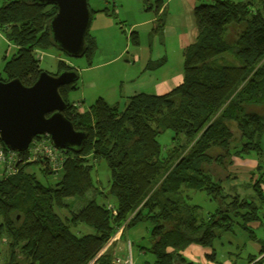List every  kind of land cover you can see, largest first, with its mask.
<instances>
[{"label": "trees", "instance_id": "1", "mask_svg": "<svg viewBox=\"0 0 264 264\" xmlns=\"http://www.w3.org/2000/svg\"><path fill=\"white\" fill-rule=\"evenodd\" d=\"M56 11L53 5L27 0L2 1L0 31L16 51L8 60L3 56L0 81L18 79L24 86L36 81L42 71L38 53L56 48L48 28ZM193 15L196 40L183 52L182 83L170 92L134 95L122 110L98 98L79 112L66 98L77 88L78 75L59 88L66 104L64 117L87 139L78 149L60 150L64 160L53 186H44L28 172L40 163L42 174H55L45 160L26 161L27 152L20 153L14 175L0 178V239L6 241L1 264H87L120 226L124 230L138 223H148L152 241L142 250L153 261L143 264H191L181 254L189 246L211 249L206 258L214 261L213 242L232 231L237 218L241 229L252 233L249 225L259 221L256 206L224 195L222 183L228 174L218 178L208 167L224 170L233 158L262 155L264 0H209L198 3ZM230 24L244 28L227 42ZM94 51L87 31L83 57L88 65ZM163 63H151L149 69ZM69 70L76 73L59 61L58 73ZM166 131L172 133L171 146L163 152L158 137ZM99 162L109 171L106 196L113 204L96 200L103 193L91 173ZM251 179L264 203V168L259 161ZM190 191H205L219 200L220 208L202 216L199 207L189 203ZM89 194L84 204L75 201L80 205L76 211H68L74 201L65 200ZM64 209L69 213L65 217ZM111 262L106 254L99 258V264Z\"/></svg>", "mask_w": 264, "mask_h": 264}, {"label": "rangeland", "instance_id": "2", "mask_svg": "<svg viewBox=\"0 0 264 264\" xmlns=\"http://www.w3.org/2000/svg\"><path fill=\"white\" fill-rule=\"evenodd\" d=\"M2 1L4 0H0V4ZM151 1L150 3H152ZM208 1L209 0H200V3ZM87 3L89 9L92 10L107 7L110 14H108L109 18H105V16L101 14L91 15L88 33L95 42L96 50L91 58L92 66L91 64L88 66L86 57L70 58L52 47L39 53V68L51 75L58 74L59 61L64 62L66 66L76 69V73L79 77L77 83L78 89L69 92L66 98L68 102L73 103L78 110L87 111L90 105H92L99 96H103L108 104L117 105L118 108L122 110L125 106L124 94L131 92V89L136 88V85L140 82H144L143 84L145 85L141 86L142 90L150 94L152 91H150L151 84L148 77L158 79L160 77L162 78L163 74L182 70V58L174 45L175 39L172 37L166 40L169 62L163 64L164 66L162 65L153 72H145L143 76L139 73L142 70V68H139L146 63L145 60L149 59L151 63H156L164 57V49L160 43V41H163L162 37L160 35L154 36L150 32V25L138 30V45L133 44L132 40H130V26L123 21L125 20L124 16L129 15L124 10L121 12L122 14H119V10L124 3L125 7H130L131 4L135 5V0H124L123 3L119 0H87ZM148 4L143 5V3H141V10L145 11ZM148 12L153 14L154 10L151 9L146 13ZM106 22L113 23V26L104 29ZM243 28V24L228 25L224 35L225 40L227 42H232ZM15 51L16 48L14 45L6 41L4 34L0 31V75L3 73L5 63L3 56L6 55L8 60ZM135 53H138L140 58L139 63L132 62V55ZM147 80L148 82H145ZM91 84H93V86H91ZM256 110L257 112L259 111L258 109ZM171 135L172 133L170 131H166L158 137V142L163 152L171 146ZM261 154V156H256L254 153H251L245 158L259 161L264 168V135L261 138ZM26 158H28V154H26ZM235 159L236 158H233V163ZM26 161L35 163L38 162L39 159ZM226 162L227 160L224 161V164ZM40 167V163L33 164L29 167L28 172L34 173L36 179L44 186H53L61 174L44 175L40 172ZM225 167L224 170H221L213 165L208 167V170L213 176H220L218 178H222L228 174L229 178H226L222 183L223 194L229 195L230 198L238 196L240 199L252 202L257 208L260 221H258V228L252 229V233H249L241 229L239 225L241 220L237 218L234 221L232 231L222 234L213 242V249L216 257L215 261L217 264H264V251L259 252L260 247L264 246V203L257 197L252 189V185H250V183L252 184V170L240 171L239 169L241 168H234L233 164L231 166L226 165ZM91 176L98 192L103 193L96 195L97 202L113 204V199L110 196H106L109 189V171L104 162H99L95 166ZM186 195L189 196V203L191 205H197L199 207V213L202 216L207 213H213L216 209L220 208L219 200L212 199L205 191H190ZM90 196L89 194L83 199L74 198L65 200L67 204L74 201L68 211H76L80 205L75 201L84 204L87 201L86 199L90 198ZM68 211L65 209L62 210L61 215L65 217L69 214ZM83 230L85 233H92L90 228L83 227ZM125 236L127 237L124 238H128L130 244H132L131 254L133 264H140L145 261L151 263L153 261V256L151 254L139 255L141 251L140 247L148 248L152 243L148 223H138L134 227L126 229ZM5 248L6 241L1 238L0 251L2 256H4ZM122 255V252H116V256L119 259L123 258ZM260 260L261 262L257 263Z\"/></svg>", "mask_w": 264, "mask_h": 264}, {"label": "water", "instance_id": "3", "mask_svg": "<svg viewBox=\"0 0 264 264\" xmlns=\"http://www.w3.org/2000/svg\"><path fill=\"white\" fill-rule=\"evenodd\" d=\"M27 1L55 6L56 14L48 24L53 45L70 58L84 55L91 21L87 0ZM76 79L75 71L69 70L56 75L41 71L31 86L18 79L0 81V141L6 149L19 155L42 135H47L57 150L82 147L87 135L76 131L64 117L66 104L59 93L60 87Z\"/></svg>", "mask_w": 264, "mask_h": 264}, {"label": "crops", "instance_id": "4", "mask_svg": "<svg viewBox=\"0 0 264 264\" xmlns=\"http://www.w3.org/2000/svg\"><path fill=\"white\" fill-rule=\"evenodd\" d=\"M119 1L123 3L124 0L122 1L119 0ZM150 1L151 0H135V5L131 4L130 7L129 6L125 7V3H124L123 6H121L119 10V14H122L121 12L124 10L129 15V16H124L125 20L123 21L128 23L130 26V31H131L130 40H132L133 44L138 45L139 43L138 30L140 28H144L149 25L151 26L150 32L154 36L160 35L162 37L163 41H160V43H161L162 48L164 49V57H162L160 60H164L163 64L165 63L167 64L169 62L166 40L167 39L169 40L172 37L175 39L174 45L176 46V49L178 50L179 55L182 58L181 59L182 70L180 71L176 70L174 72L172 71V73L163 74L162 78L160 77L158 79H152L151 77H148V80L151 84V85L149 84L151 86L150 91H152L150 95H163V94L170 92L172 89H174L175 87L179 86L182 83V80H183V52L186 49V47L194 43L196 40L197 29L195 26V18L193 15V10H194V7L198 3H200V0H153L151 1L153 4L150 3ZM141 3H143V5L149 3L145 11L141 10V7H140ZM103 9H106V11H103ZM151 9L154 10L153 14L149 12L146 13L147 11H150ZM94 11H96V13L94 14H101L102 16H105V18H109L108 16L109 10L107 7L102 8V9H97ZM112 24L110 22L109 23L106 22L104 29H106L107 27H112L113 26ZM95 51H94V54H95ZM139 61H140V58L138 56V53H135L134 55H132V62L139 63ZM145 61L146 63L143 62L145 63V65L143 64V66L139 68V69L142 68L141 71L139 70L140 71L139 73L142 76L147 71L153 72L154 70L159 68V67H156L153 69H149V65L151 64V61H149V59ZM78 80H79V77H78ZM148 80L145 82H148ZM143 83L144 82H140L138 85H136L137 86L136 88L131 89V92H127V94H124L125 103L129 97H132L134 95H137L140 93L148 94V93H145L144 90H142L141 86H145ZM91 86H93V84H91ZM77 89H78V85L75 90ZM68 94L69 92L67 93V95ZM98 98H101L105 101L103 96H99ZM82 111L83 110L79 109V112H82ZM234 161L235 162L233 163V167L238 168V169L241 168L239 169L240 171H246L248 169L253 171L257 165V161H255L254 159L236 158ZM258 226H259V222H253L249 225L251 229L258 228ZM125 232H126V229L124 230L122 229L121 233L118 234L117 238L114 239L111 242V244H109L108 247L105 249L104 254H106L111 261H114L115 259H119L116 256V252H122L123 258L121 259V261H123L128 256L132 258L131 246L128 247V243L130 244V240L128 238H124V237H127L125 236ZM263 249H264V246L260 247L259 252H263ZM140 250L141 251L139 252V255L143 256L145 253H144V250H142V247H140ZM210 253H211V249L201 248L198 246H189L181 254L191 264H217L215 260L212 261L210 258H206L207 255H210ZM214 259H216L215 256H214ZM260 262L261 260L257 263H260ZM143 263L144 262H141L140 264H143Z\"/></svg>", "mask_w": 264, "mask_h": 264}, {"label": "built area", "instance_id": "5", "mask_svg": "<svg viewBox=\"0 0 264 264\" xmlns=\"http://www.w3.org/2000/svg\"><path fill=\"white\" fill-rule=\"evenodd\" d=\"M41 53V52H39ZM38 53V57L40 59ZM28 158L26 160H45L48 164V168L53 173H59L62 170V163L64 157L60 150H57L50 142L47 135L38 136L34 138L26 151ZM21 161L20 154L18 155L15 152L10 150H4L1 141H0V178L8 177L14 175L17 172V164ZM112 213L115 214V211L112 210ZM123 226H120L109 242L101 249V251L91 259L87 264H99V258L105 253V249L108 247L111 242L117 238L118 234L121 233ZM130 244L128 243V247ZM112 264H133V260L130 256L126 257L123 261L121 259H115L111 262Z\"/></svg>", "mask_w": 264, "mask_h": 264}]
</instances>
